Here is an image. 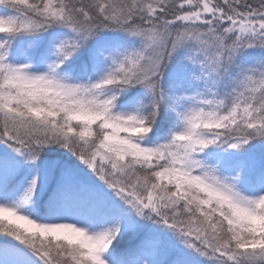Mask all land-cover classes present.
Returning a JSON list of instances; mask_svg holds the SVG:
<instances>
[{
    "label": "snow or ice",
    "instance_id": "snow-or-ice-1",
    "mask_svg": "<svg viewBox=\"0 0 264 264\" xmlns=\"http://www.w3.org/2000/svg\"><path fill=\"white\" fill-rule=\"evenodd\" d=\"M0 264H264V0H0Z\"/></svg>",
    "mask_w": 264,
    "mask_h": 264
}]
</instances>
